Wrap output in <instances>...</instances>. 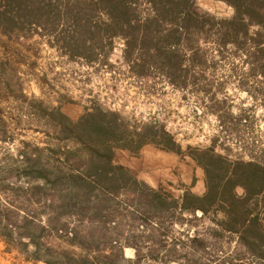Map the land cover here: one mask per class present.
<instances>
[{"label": "trees", "instance_id": "obj_1", "mask_svg": "<svg viewBox=\"0 0 264 264\" xmlns=\"http://www.w3.org/2000/svg\"><path fill=\"white\" fill-rule=\"evenodd\" d=\"M217 1L231 17L200 13L195 0H0V35L47 38L69 59L110 72L121 39L132 77L190 91L230 135L219 146H188L204 173L202 194L193 182L152 186L115 155L148 144L182 155L164 124L100 106L72 120L37 99L55 141L27 143L15 163L0 165L8 251L43 264H264V139L253 132L256 109H264V0ZM218 71L250 106L231 113L225 82L213 79ZM2 76L7 96H17Z\"/></svg>", "mask_w": 264, "mask_h": 264}, {"label": "rangeland", "instance_id": "obj_2", "mask_svg": "<svg viewBox=\"0 0 264 264\" xmlns=\"http://www.w3.org/2000/svg\"><path fill=\"white\" fill-rule=\"evenodd\" d=\"M195 2L200 13L217 18H229L233 14L231 7L217 0ZM48 41L38 35L29 38L0 35V74L10 81L17 95L9 98L10 92L0 83V165L15 163L16 150L27 143L43 146L48 141H55L48 119L37 113V99H41L48 110L58 108L72 120H77L91 107L100 106L119 111L131 122L164 124L182 145V155L150 144L143 146L138 154L118 149L117 163L129 167L152 186L168 182L174 186L191 185L193 182V192H204V173L188 156V146L208 148L214 143L219 146L227 136L220 132L218 119L206 109V102L195 99L190 91L174 89L158 77L141 81L132 77L123 64L121 39L114 40L109 58L114 65L111 72L107 65L89 66L83 59H69L50 47ZM227 75L226 71H218L213 74V79L225 82L224 95L233 105L231 113L235 114L238 105L248 107L251 100L237 90ZM21 93L27 98L21 97ZM263 114V108L256 109L258 119L254 121L253 132L260 139H264ZM225 119L232 120L229 116ZM220 150L216 147L217 152ZM126 255L130 256L131 252L127 251ZM0 264L43 263L26 261L15 251H8L0 241Z\"/></svg>", "mask_w": 264, "mask_h": 264}]
</instances>
